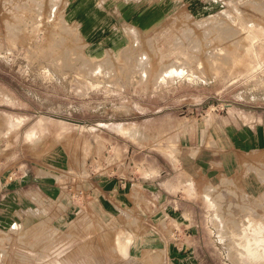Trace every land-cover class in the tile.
I'll list each match as a JSON object with an SVG mask.
<instances>
[{"label": "rangeland", "instance_id": "obj_1", "mask_svg": "<svg viewBox=\"0 0 264 264\" xmlns=\"http://www.w3.org/2000/svg\"><path fill=\"white\" fill-rule=\"evenodd\" d=\"M80 1L0 0L1 160L48 158L62 147L77 158V149L90 144L111 163L117 156L138 162L161 156L151 148L155 139L163 142L165 127L175 136L228 108H264V0H233L203 20L173 4L169 21L152 32L140 28L130 0H112V12L128 20L118 18L112 28L107 21L105 34H94L99 21L89 11L84 15L94 0L86 7ZM110 32L120 36V45H107ZM95 43L103 45L101 55L91 54ZM23 115L45 118L44 139L23 131ZM113 126L122 127L109 131ZM105 139L127 146L119 154L105 149ZM23 140L34 145L24 147ZM71 144L79 148L73 151ZM171 145L175 155L174 138ZM195 186L188 194L198 205L199 263L256 264L238 251L234 231L248 216L264 223V198L227 180ZM177 233L179 227L171 229L172 240ZM116 251L125 257L122 245Z\"/></svg>", "mask_w": 264, "mask_h": 264}, {"label": "crops", "instance_id": "obj_2", "mask_svg": "<svg viewBox=\"0 0 264 264\" xmlns=\"http://www.w3.org/2000/svg\"><path fill=\"white\" fill-rule=\"evenodd\" d=\"M82 1L85 7L90 3ZM232 1L130 0L140 28L150 32L169 21L173 4L203 20ZM109 5L112 0H94L95 9L92 5L85 9L84 15L89 11L88 16L99 21L94 34H105L107 21L110 28L118 18L127 23V16L113 13ZM71 21L82 31L81 22ZM107 36V45H120V36L111 32ZM102 46L99 43L94 50L102 52ZM237 110L213 114L200 120L196 130L185 127L175 136L163 128V142L155 139L151 148L161 156L143 161L117 156L111 163L112 159L96 155L99 152L90 144L81 149L71 144L73 151L79 148L77 158L62 147L48 158L0 159V264H202L198 254L202 240L195 233L198 205L188 194L192 183L199 190L198 183L220 186L227 180L248 196L264 198V108ZM20 118L24 132L40 133L44 139V117ZM104 142L105 149L118 153L127 146ZM23 145L34 144L23 140ZM176 226L179 233L172 240L170 231ZM118 244L125 248V257L116 251ZM173 244L179 251H172Z\"/></svg>", "mask_w": 264, "mask_h": 264}, {"label": "bare ground", "instance_id": "obj_3", "mask_svg": "<svg viewBox=\"0 0 264 264\" xmlns=\"http://www.w3.org/2000/svg\"><path fill=\"white\" fill-rule=\"evenodd\" d=\"M96 46H99V43H95L91 48V54L101 55L100 51L94 50ZM88 72L90 71L88 70ZM234 235L236 238V245L238 246L236 247L243 256H249L250 261L255 260L256 264H264V248H262V246H264L263 222L253 216H248L246 221L239 225L238 231H234Z\"/></svg>", "mask_w": 264, "mask_h": 264}, {"label": "built area", "instance_id": "obj_4", "mask_svg": "<svg viewBox=\"0 0 264 264\" xmlns=\"http://www.w3.org/2000/svg\"><path fill=\"white\" fill-rule=\"evenodd\" d=\"M15 177V174H13L12 179Z\"/></svg>", "mask_w": 264, "mask_h": 264}]
</instances>
